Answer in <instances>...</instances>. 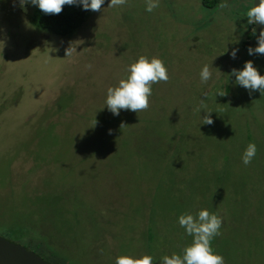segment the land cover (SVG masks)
<instances>
[{"label": "rangeland", "instance_id": "rangeland-1", "mask_svg": "<svg viewBox=\"0 0 264 264\" xmlns=\"http://www.w3.org/2000/svg\"><path fill=\"white\" fill-rule=\"evenodd\" d=\"M213 2L147 12L146 0H104L61 36L32 24L36 6L0 0V235L53 264L129 253L160 264L192 241L179 216L207 209L222 217L211 244L224 264H264V92L232 74L251 60L264 75V55L247 51L252 0ZM141 54L161 58L169 80L152 85L146 111L113 115L107 88Z\"/></svg>", "mask_w": 264, "mask_h": 264}, {"label": "clouds", "instance_id": "clouds-1", "mask_svg": "<svg viewBox=\"0 0 264 264\" xmlns=\"http://www.w3.org/2000/svg\"><path fill=\"white\" fill-rule=\"evenodd\" d=\"M32 4L37 6L45 14H60L65 5L79 4L84 10L95 12L101 11L104 0H20L22 10L26 11L24 5ZM128 3V0H110L108 7H122ZM159 7V0H146L147 12H152ZM221 9L229 8L227 0H222L219 5ZM246 16L249 24H258L260 28L255 48L247 49L249 55H264V0H259L258 4L251 5L247 10ZM255 32V30H253ZM4 48V42L0 41V53ZM238 49H233L230 56L235 59ZM223 53V52H222ZM70 54L69 49L66 55ZM87 68L92 66L86 65ZM127 71V75L121 78L117 85L110 86L106 91L105 105L113 115H119L120 110H131L136 113L146 111L150 105L152 96V85L154 83L165 82L169 80L168 69L164 61L152 56L139 55L133 61ZM235 76V82L249 91L264 92V75H261L251 60L244 63L240 70L232 69ZM212 78L211 66L205 64L200 71V80L206 84ZM217 94L223 96L225 91H219ZM200 111V109H196ZM211 112V111H208ZM201 123L212 125L213 119L209 115L202 118ZM96 124L94 120L92 126ZM124 124H121V127ZM257 147L254 142H250L243 153L242 161L245 165L251 163L255 157ZM179 225L185 229L187 235L192 237L189 245L185 246L182 254L173 252L171 255H164L160 264H224V258L221 254L214 252L211 241L215 236L220 235L222 226V217L207 209H201L195 215L191 212L181 214L178 218ZM115 264H155V258L146 253L139 256L132 254H121L116 258Z\"/></svg>", "mask_w": 264, "mask_h": 264}, {"label": "trees", "instance_id": "trees-1", "mask_svg": "<svg viewBox=\"0 0 264 264\" xmlns=\"http://www.w3.org/2000/svg\"><path fill=\"white\" fill-rule=\"evenodd\" d=\"M218 0H214V4ZM202 4L206 7L211 5L202 0ZM94 11L84 10L79 4L65 5L60 14H45L36 6L30 15V21L39 29L49 31L55 35H66L71 33L75 28L80 26L86 17ZM253 29V24H249ZM243 46H247V41L242 42Z\"/></svg>", "mask_w": 264, "mask_h": 264}, {"label": "water", "instance_id": "water-1", "mask_svg": "<svg viewBox=\"0 0 264 264\" xmlns=\"http://www.w3.org/2000/svg\"><path fill=\"white\" fill-rule=\"evenodd\" d=\"M259 0H252L251 5L258 4ZM262 26L253 24V30H255V39L260 32ZM0 264H51L47 262L33 250L26 246L10 241L0 236Z\"/></svg>", "mask_w": 264, "mask_h": 264}, {"label": "flooded vegetation", "instance_id": "flooded-vegetation-1", "mask_svg": "<svg viewBox=\"0 0 264 264\" xmlns=\"http://www.w3.org/2000/svg\"><path fill=\"white\" fill-rule=\"evenodd\" d=\"M0 236H2V237H4V238H6V239H8L7 237H5V236H3V235H0ZM8 240H10V239H8ZM10 241H13V240H10ZM14 242V241H13ZM25 246V245H24ZM40 256V255H39ZM43 258V257H42ZM44 260H46L47 262H50L48 259H45V258H43ZM51 264H53L52 262H50Z\"/></svg>", "mask_w": 264, "mask_h": 264}, {"label": "crops", "instance_id": "crops-1", "mask_svg": "<svg viewBox=\"0 0 264 264\" xmlns=\"http://www.w3.org/2000/svg\"><path fill=\"white\" fill-rule=\"evenodd\" d=\"M203 5V4H202Z\"/></svg>", "mask_w": 264, "mask_h": 264}]
</instances>
